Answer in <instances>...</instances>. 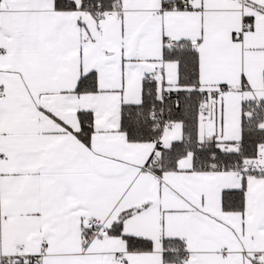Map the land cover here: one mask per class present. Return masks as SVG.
<instances>
[{
    "label": "snow or ice",
    "instance_id": "1",
    "mask_svg": "<svg viewBox=\"0 0 264 264\" xmlns=\"http://www.w3.org/2000/svg\"><path fill=\"white\" fill-rule=\"evenodd\" d=\"M0 264H264V0H0Z\"/></svg>",
    "mask_w": 264,
    "mask_h": 264
}]
</instances>
